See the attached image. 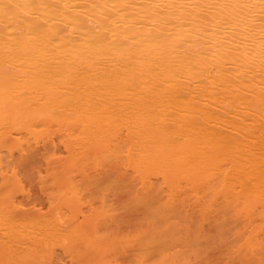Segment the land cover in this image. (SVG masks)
<instances>
[{
  "label": "bare ground",
  "instance_id": "1",
  "mask_svg": "<svg viewBox=\"0 0 264 264\" xmlns=\"http://www.w3.org/2000/svg\"><path fill=\"white\" fill-rule=\"evenodd\" d=\"M0 264H264V0H0Z\"/></svg>",
  "mask_w": 264,
  "mask_h": 264
}]
</instances>
